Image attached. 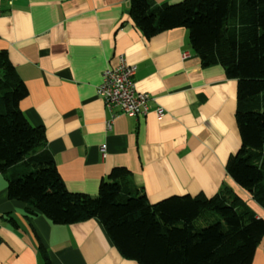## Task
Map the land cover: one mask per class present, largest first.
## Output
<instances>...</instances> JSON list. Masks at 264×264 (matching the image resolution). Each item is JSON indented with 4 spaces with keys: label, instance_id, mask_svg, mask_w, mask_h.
I'll return each mask as SVG.
<instances>
[{
    "label": "crops",
    "instance_id": "1",
    "mask_svg": "<svg viewBox=\"0 0 264 264\" xmlns=\"http://www.w3.org/2000/svg\"><path fill=\"white\" fill-rule=\"evenodd\" d=\"M1 51L28 89L20 109L45 129L70 192L95 197L102 180L124 167L151 204L228 188L264 220V208L227 172L241 148L238 82L222 66H202L185 28L146 38L130 0H0ZM121 55L136 67L137 91L152 98L145 116L110 111L97 94L102 72ZM28 207L9 199L0 173V264H46L45 254L49 264H138L99 220L56 225ZM252 264H264V238Z\"/></svg>",
    "mask_w": 264,
    "mask_h": 264
},
{
    "label": "trees",
    "instance_id": "2",
    "mask_svg": "<svg viewBox=\"0 0 264 264\" xmlns=\"http://www.w3.org/2000/svg\"><path fill=\"white\" fill-rule=\"evenodd\" d=\"M146 38L185 28L202 66H222L238 82L241 148L230 177L264 208V0H130ZM28 89L6 51L0 52V173L12 201L56 225L99 220L121 255L138 264H252L264 220L228 188L214 197L173 196L151 204L131 172L114 168L95 197L70 192L42 127L20 109ZM46 264L50 263L44 255Z\"/></svg>",
    "mask_w": 264,
    "mask_h": 264
},
{
    "label": "built area",
    "instance_id": "3",
    "mask_svg": "<svg viewBox=\"0 0 264 264\" xmlns=\"http://www.w3.org/2000/svg\"><path fill=\"white\" fill-rule=\"evenodd\" d=\"M189 57V53L184 54V58ZM136 67L128 64L126 57H118L117 64L108 67L102 72V80L97 87L98 96L104 101L106 107L113 111L118 109L129 117L145 116L149 112L151 96L139 93L134 81ZM158 117L163 116L164 110H156ZM111 129V123H108ZM105 149H102L104 153Z\"/></svg>",
    "mask_w": 264,
    "mask_h": 264
}]
</instances>
